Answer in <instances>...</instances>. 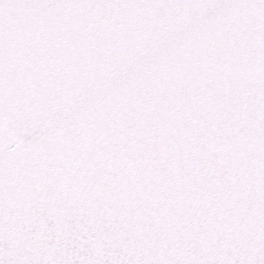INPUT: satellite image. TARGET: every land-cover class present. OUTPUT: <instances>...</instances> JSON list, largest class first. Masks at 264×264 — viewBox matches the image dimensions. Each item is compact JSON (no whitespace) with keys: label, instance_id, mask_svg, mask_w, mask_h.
<instances>
[{"label":"snow or ice","instance_id":"snow-or-ice-1","mask_svg":"<svg viewBox=\"0 0 264 264\" xmlns=\"http://www.w3.org/2000/svg\"><path fill=\"white\" fill-rule=\"evenodd\" d=\"M0 264H264V0H0Z\"/></svg>","mask_w":264,"mask_h":264}]
</instances>
